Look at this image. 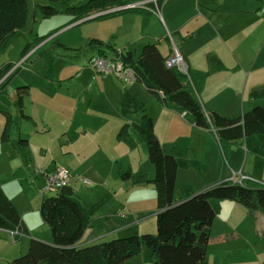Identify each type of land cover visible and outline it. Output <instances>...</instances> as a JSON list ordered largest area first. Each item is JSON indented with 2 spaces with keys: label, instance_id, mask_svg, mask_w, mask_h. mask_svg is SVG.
Here are the masks:
<instances>
[{
  "label": "crops",
  "instance_id": "0c3cea01",
  "mask_svg": "<svg viewBox=\"0 0 264 264\" xmlns=\"http://www.w3.org/2000/svg\"><path fill=\"white\" fill-rule=\"evenodd\" d=\"M122 1L130 3L138 0ZM149 8L144 12L128 11L97 17L105 14L102 11L80 21L126 16L125 21L152 31L155 24L159 32L149 34L150 40L145 44L155 43L163 57L170 53L167 36L170 34L190 72L204 75L197 97L206 111L234 118L253 106H264V0H167L159 3L162 15L156 12L155 6L149 4ZM131 24L128 29L133 32ZM99 41L103 43L102 40ZM127 43L129 44L123 49L117 48L115 43L114 46L103 47L105 53L114 49L132 52L134 56H138L139 54L131 51V42ZM94 55H98L97 49L91 56ZM30 58L32 57L29 56L28 59ZM90 78L111 79L110 83H103L102 87L107 90L104 86L108 85L111 93L119 97L117 111L121 117L117 120V139L102 142L99 138V142H93L99 151L105 153V158L98 159L97 162L91 160L88 164L84 162L74 168V171L82 172L91 183L84 185L76 182L72 185L78 184L79 188L87 189L93 195L101 194L95 206L90 209H86L84 200L76 196L92 220L77 246L96 243L107 235L125 236L129 230L138 235L155 233L156 201L153 210H146L145 204L147 193L154 191L155 195L151 182L153 177L147 180L152 184V189L151 185L143 181L142 171H134L130 164L134 142L129 139L139 140L137 142L143 146L141 142L144 140L133 126L140 121L143 114L151 118L154 133L164 150L167 144L164 139L166 132L168 135L178 134L184 143L165 151L177 160L174 204L221 183L264 186V133L221 140L213 128L196 127L188 113L164 106L138 81L122 83L112 74L99 77L93 73ZM25 86L29 88V85ZM122 102L124 107L120 108ZM83 103L87 104L86 101ZM89 103L84 111L78 108L74 110H79L86 116ZM124 124L128 125V129L122 136H118ZM85 136V133H71L72 142H67L70 151L82 160H86L93 151V146L83 144ZM55 167L57 166L52 165L39 171V192L44 173ZM124 174L127 176L123 177ZM3 185L1 187L6 194ZM39 194L40 203L42 195ZM72 194L75 196L74 192ZM6 196L9 198L7 194ZM12 203L14 204L13 201ZM210 204L215 216L210 227L203 264H264V212L248 211L233 200H211ZM17 207L19 214L22 213L23 234L28 235L32 227L26 221V209L20 210ZM41 228L43 227L40 226L39 229ZM86 235L88 238L84 240ZM44 238V241H48ZM147 251L149 250H143L139 255L130 258L126 264H147L148 259L155 264L150 251L149 254L146 253L148 255H145L144 262L138 259Z\"/></svg>",
  "mask_w": 264,
  "mask_h": 264
},
{
  "label": "rangeland",
  "instance_id": "374dc122",
  "mask_svg": "<svg viewBox=\"0 0 264 264\" xmlns=\"http://www.w3.org/2000/svg\"><path fill=\"white\" fill-rule=\"evenodd\" d=\"M27 1L28 20L24 28L14 33L0 47V71L8 64L14 68L20 62L16 72L0 89V137L4 128L7 133V140L2 141L0 138V184H4L6 194L16 207L18 206L17 208L26 209V221L32 227V231L28 235L21 234L16 238L9 231L0 229V264L25 254L31 238L47 243L52 240L50 230L41 222L37 209L40 198L39 171L55 165L64 168L70 176L85 178L82 172L74 171L75 166L105 158V153L99 151L93 142H97L99 138L102 142L117 139V120L121 117L117 111L120 99L111 93L108 85L104 86L107 90L102 87L103 83H110L111 79L92 80L90 76L94 73L93 68L83 66L84 61L95 51L90 45L91 41L102 40L105 46H114L115 43L117 48L121 49L129 44L127 42H131L129 45L131 51L139 54L145 42L150 40L148 35L159 32L155 24L153 31L132 25L131 22L125 21L126 16L90 18L79 20L77 24L66 25L73 17L68 8L79 7L88 0ZM39 5H51L57 12L44 17ZM162 12L160 10L159 15H162ZM129 24L133 26V32L128 29ZM38 42L46 44L32 58L23 62L24 47L26 45L32 47ZM25 85H29L28 94L22 98L23 106L20 111L16 103L17 89ZM150 99L153 98L150 96ZM84 101L87 104L90 102L86 116L79 112L86 108L87 104L83 103ZM123 105L122 102L120 108H123ZM75 108L79 110L75 111ZM69 129L72 132H69ZM161 129L163 130L162 125ZM76 132L86 134L85 140H82L85 146H93V151L86 160L77 157L69 149L68 140L72 142L71 133ZM19 138L28 140L27 147H21ZM179 138L178 134L174 136L166 132L164 135V139L167 140V144L164 143L166 150H170L169 148L174 145H184ZM129 141L134 142L130 164L134 171L136 169L142 171L143 181L147 182L153 177L154 170L147 158L146 144L141 142L143 146H140L137 142L139 140L134 138H130ZM147 184L153 189L151 183ZM71 189L75 196L84 200L86 209L93 208L101 196L79 188L78 184L72 185ZM53 195L54 193H45L46 197ZM154 197V191L146 194V210L155 209ZM20 216L22 218V213ZM40 226L43 228L39 229ZM125 234L138 235L131 230ZM125 236L107 235L97 242ZM44 237L48 241H44ZM87 238L86 235L84 240ZM146 253L149 254V251L143 252L138 259L144 262L145 255H148ZM146 263L153 264L149 259Z\"/></svg>",
  "mask_w": 264,
  "mask_h": 264
},
{
  "label": "trees",
  "instance_id": "16d2710c",
  "mask_svg": "<svg viewBox=\"0 0 264 264\" xmlns=\"http://www.w3.org/2000/svg\"><path fill=\"white\" fill-rule=\"evenodd\" d=\"M125 4L127 2L122 0H88L79 7L68 8L73 17L66 25ZM39 10L44 17L52 16L57 12L51 5H39ZM128 11L146 10L121 9L97 17ZM27 20V0H0V47L14 33L22 30ZM45 44L38 42L32 47L26 45L22 57L30 50L33 51L29 56L33 57ZM90 45L97 49L98 55L122 61L132 70L136 80L164 106L181 113H188L196 127L213 128L219 139L234 140L244 135L264 133V106H253L234 118L204 110L197 97L198 87L204 75L200 72L193 74L188 68V76H186L175 68H167L164 65L165 57L155 43L143 45L138 56H134L132 52L114 49L105 53L104 44L97 39H93ZM11 68L12 65L8 64L0 71V89L17 70V68L13 69L4 77ZM27 89L28 86L17 89L16 103L20 111H22V98L28 94ZM133 126L146 144L147 158L154 170L151 182L155 189L157 210L155 233L131 235L77 246L92 223L80 200L73 194L63 195L59 194V191L50 192L54 195L47 197L41 193L39 215L42 222L48 226L52 241L47 243L31 238L25 254L4 264H126L130 258L139 255L143 250L151 252L155 264H203L210 227L215 216L210 204L211 200H233L248 211L264 212V186L255 184L221 183L207 187L174 204L176 158L163 150L149 116L143 114L140 121ZM127 129L128 125L124 124L118 136H122ZM0 138L2 141L7 140L6 128ZM19 143L27 146L26 139H19ZM125 176L127 175L124 174L123 177ZM0 229L9 232L17 230L23 234L21 216L4 193L1 184Z\"/></svg>",
  "mask_w": 264,
  "mask_h": 264
},
{
  "label": "built area",
  "instance_id": "2783aa9c",
  "mask_svg": "<svg viewBox=\"0 0 264 264\" xmlns=\"http://www.w3.org/2000/svg\"><path fill=\"white\" fill-rule=\"evenodd\" d=\"M166 1L167 0H138L127 3L121 7L108 10L105 13L121 9L149 10V4L155 6L156 12H159V3H164ZM168 40L170 42V53L165 57L164 65L167 68H175L180 73L188 76V66L170 34H168ZM29 54H31L30 51L23 56V62ZM19 65L20 62L17 63L14 68L12 67L4 75V77ZM83 66H90L91 68H93L94 76L104 77L106 75L112 74L116 76L122 83H131L137 81L132 70L130 68H127L122 63V61L117 58L94 55L84 61ZM76 182H81L84 185H89L91 183L84 177H78L77 175L70 176L68 172L62 167H55L52 171L44 173V181L42 187L40 188V193L57 192L62 187L71 186ZM10 233L13 236L21 235V233H19L17 230Z\"/></svg>",
  "mask_w": 264,
  "mask_h": 264
},
{
  "label": "water",
  "instance_id": "95a60500",
  "mask_svg": "<svg viewBox=\"0 0 264 264\" xmlns=\"http://www.w3.org/2000/svg\"><path fill=\"white\" fill-rule=\"evenodd\" d=\"M73 191L70 186H64L59 190V194L72 195Z\"/></svg>",
  "mask_w": 264,
  "mask_h": 264
}]
</instances>
